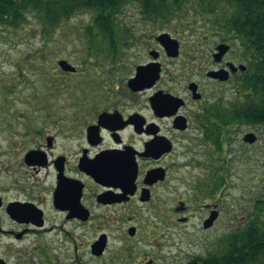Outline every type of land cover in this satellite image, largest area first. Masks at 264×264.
<instances>
[{
  "label": "flooded vegetation",
  "instance_id": "obj_1",
  "mask_svg": "<svg viewBox=\"0 0 264 264\" xmlns=\"http://www.w3.org/2000/svg\"><path fill=\"white\" fill-rule=\"evenodd\" d=\"M158 34L152 35L156 47L147 49L149 58L135 64L121 85L114 82L93 101H82L80 94L60 102L38 101L34 95L36 102H20L13 111L0 109V264H81L78 255L86 248L103 264H160L154 261L163 251V246L158 250L157 226L146 231L142 212L152 210L153 217H162L161 192L172 186L181 141L193 146L213 136L203 121L210 110L202 103L206 94L201 83L188 79L182 90L176 68L166 69L179 54L170 56ZM222 44L229 48L216 59ZM232 50L226 39L212 44V64L204 70L211 85L240 82L243 71L229 69L230 62L239 65L229 60ZM63 59H57L60 68ZM153 62L160 64L159 76L132 88L128 80L136 68ZM224 70H229L228 78L221 80L216 74ZM244 124L251 130L242 139L253 133V142L244 141L253 145L260 137L257 127L264 123ZM216 178L223 188L224 176L219 173ZM184 209L172 205L169 210L176 214ZM204 210L200 223L209 230L221 209L213 204ZM187 218L180 215L177 223ZM86 229L93 233L87 242ZM115 236L120 244L113 248ZM136 239L156 240L157 248H135ZM109 249L113 255L108 257Z\"/></svg>",
  "mask_w": 264,
  "mask_h": 264
},
{
  "label": "rangeland",
  "instance_id": "obj_2",
  "mask_svg": "<svg viewBox=\"0 0 264 264\" xmlns=\"http://www.w3.org/2000/svg\"><path fill=\"white\" fill-rule=\"evenodd\" d=\"M27 17L25 23L14 29L0 26V93L5 97L0 99V109L6 107L13 111L20 102H36L39 98L53 102L73 101L76 94L81 95L82 101H93L114 82L121 85V81L133 72L135 64L149 58L147 49L156 47L153 34L164 31L179 40L182 49L166 69L176 68L181 75L182 90L188 79L201 83L206 94L202 103L210 110L208 119L204 116L203 121L212 132L213 139L199 140L193 146L181 141L174 158L176 172L172 170V186L161 192L164 203L158 205V214L162 217H153L152 210L142 212V224L149 233L157 226L158 250L163 246V251L160 258H154V261L160 264H182L195 255L219 251L223 246L221 239L248 220L255 200L264 190V124L257 127L259 140L253 145H246L243 133L251 128L242 119H239L244 121L241 123L234 121L239 114L236 110L244 101L243 87L236 81L211 85L205 75L204 70L212 64V44L220 39L214 24L206 25L211 21L192 11L183 21L175 18L167 23H151L143 20L136 6L128 4L118 18L119 26L128 31L126 38L117 47L116 54H107L106 57V41L98 36L90 44L84 34L89 13H79L46 29L34 13H29ZM223 38L233 47L229 60L246 64L243 40L228 32L223 34ZM59 58L68 60L78 73H64L57 65ZM7 86L11 91L8 89L6 92ZM34 95L39 97L34 99ZM4 102L8 106H3ZM233 108L235 110L229 117ZM217 113L229 117L221 122V127L213 118ZM219 173L225 179L223 188L216 178ZM213 204H218L221 216L212 229L204 230L201 217L204 209ZM172 205H183L185 209L178 210L176 214L170 213ZM180 215L188 218L178 224L177 217ZM108 231L112 233V229ZM92 236L93 233L87 230L85 241ZM119 244L115 236L110 247L115 248ZM134 244L133 247L143 251L157 248L156 240L149 243L136 239ZM108 252V257L113 255L111 249ZM79 253H82L78 255H81V264H103L93 259L87 248ZM107 264H110L109 261Z\"/></svg>",
  "mask_w": 264,
  "mask_h": 264
},
{
  "label": "trees",
  "instance_id": "obj_3",
  "mask_svg": "<svg viewBox=\"0 0 264 264\" xmlns=\"http://www.w3.org/2000/svg\"><path fill=\"white\" fill-rule=\"evenodd\" d=\"M128 4L151 23L183 21L192 11L207 17L211 22L205 24L213 23L220 38L225 32L240 37L247 63L240 80L244 101L234 120L264 123V0H0V26L14 29L34 13L46 29L86 12L90 19L84 34L90 44L100 36L106 41V56L114 55L128 32L118 23ZM229 117L217 113L213 118L221 123ZM254 205L248 220L221 239L219 251L195 255L182 264H264V190Z\"/></svg>",
  "mask_w": 264,
  "mask_h": 264
},
{
  "label": "water",
  "instance_id": "obj_4",
  "mask_svg": "<svg viewBox=\"0 0 264 264\" xmlns=\"http://www.w3.org/2000/svg\"><path fill=\"white\" fill-rule=\"evenodd\" d=\"M156 38L158 41H160L163 44L167 53L170 56L178 55L179 41L176 38L172 37L168 32H162ZM228 48L229 46L225 44L218 46L219 52L215 54L216 59H218ZM152 53L154 52H151V54ZM153 55L156 56L155 53ZM59 64L61 68L64 70H75V67L64 59L60 60ZM229 66L231 70H236L237 68H240L241 70L245 69V66L242 64H239L236 67L232 63H229ZM159 72H160L159 62H153L148 65H140L136 68L135 76L128 80V84L132 88L143 87L145 85L143 81L145 80L154 81L159 76ZM216 76H218L221 80H226L228 78V72L224 70L222 71V73L216 74ZM135 86H138V87H135ZM179 102H180V99L178 100L177 104H179ZM177 104H175L174 106H177ZM254 140H255V136L253 133H247L244 136V141L253 142ZM208 220L210 221V219Z\"/></svg>",
  "mask_w": 264,
  "mask_h": 264
}]
</instances>
